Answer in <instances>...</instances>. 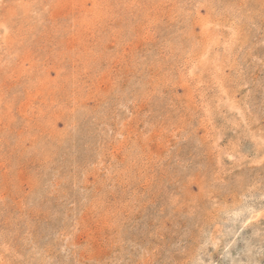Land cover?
Returning <instances> with one entry per match:
<instances>
[{
  "label": "rangeland",
  "instance_id": "1",
  "mask_svg": "<svg viewBox=\"0 0 264 264\" xmlns=\"http://www.w3.org/2000/svg\"><path fill=\"white\" fill-rule=\"evenodd\" d=\"M0 264H264V0H0Z\"/></svg>",
  "mask_w": 264,
  "mask_h": 264
}]
</instances>
